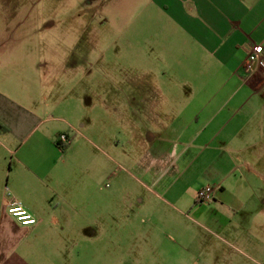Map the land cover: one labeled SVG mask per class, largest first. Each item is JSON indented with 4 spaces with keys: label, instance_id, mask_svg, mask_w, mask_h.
<instances>
[{
    "label": "crops",
    "instance_id": "obj_1",
    "mask_svg": "<svg viewBox=\"0 0 264 264\" xmlns=\"http://www.w3.org/2000/svg\"><path fill=\"white\" fill-rule=\"evenodd\" d=\"M139 13L141 57L86 72L77 88L93 95L88 119L67 91L52 97L37 59L0 57V264H79L70 253L80 240L112 231L118 159L142 178L128 172L124 187L141 212L190 211L264 254V69H245L252 48H264V0H146ZM207 186L214 200L198 204ZM16 203L35 225L8 214Z\"/></svg>",
    "mask_w": 264,
    "mask_h": 264
},
{
    "label": "rangeland",
    "instance_id": "obj_2",
    "mask_svg": "<svg viewBox=\"0 0 264 264\" xmlns=\"http://www.w3.org/2000/svg\"><path fill=\"white\" fill-rule=\"evenodd\" d=\"M144 2L0 0V57L37 59L38 65H45L42 70L48 71L45 77L48 88L53 89L52 97L61 101L67 91L66 103L86 105L84 113L88 119L92 116L89 109L94 104L93 95L81 93L79 98L77 88L87 86L82 83L86 72L114 69L116 58L121 68L129 57H141L143 31L139 11ZM135 18L139 28L133 31L127 27ZM169 59L164 58L162 65L169 66ZM185 59V70H190L189 58ZM116 136L122 149L126 140L121 133ZM83 154V164L87 165L89 152ZM118 160V208L112 231L87 234L71 251L70 263L79 258V264H257L249 258L253 257L264 264V254L253 255L190 211L183 209L189 220L160 203L148 207L155 214L141 212L139 203L129 200L124 187L131 183L126 177L128 172L140 181L142 178ZM103 184L109 188L115 183L107 180ZM138 196L146 197L141 191Z\"/></svg>",
    "mask_w": 264,
    "mask_h": 264
},
{
    "label": "built area",
    "instance_id": "obj_3",
    "mask_svg": "<svg viewBox=\"0 0 264 264\" xmlns=\"http://www.w3.org/2000/svg\"><path fill=\"white\" fill-rule=\"evenodd\" d=\"M264 69V48L262 45L254 46L248 55L246 61V71L253 73L257 69ZM60 144H68L70 139L67 135L61 134L57 138ZM214 188L211 186L204 187L197 195L198 204H209L214 200ZM8 214L21 226L29 227L37 223L34 216L20 203L13 204L8 208Z\"/></svg>",
    "mask_w": 264,
    "mask_h": 264
},
{
    "label": "trees",
    "instance_id": "obj_4",
    "mask_svg": "<svg viewBox=\"0 0 264 264\" xmlns=\"http://www.w3.org/2000/svg\"><path fill=\"white\" fill-rule=\"evenodd\" d=\"M57 144L62 148V149H66V145H61L59 142H57Z\"/></svg>",
    "mask_w": 264,
    "mask_h": 264
}]
</instances>
